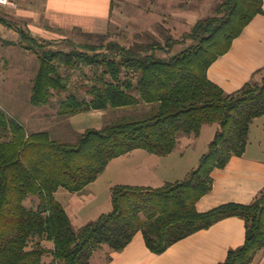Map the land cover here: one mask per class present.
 Returning <instances> with one entry per match:
<instances>
[{
  "label": "trees",
  "instance_id": "16d2710c",
  "mask_svg": "<svg viewBox=\"0 0 264 264\" xmlns=\"http://www.w3.org/2000/svg\"><path fill=\"white\" fill-rule=\"evenodd\" d=\"M216 11L184 34L182 44L185 39L191 43L176 53L171 52L180 40L170 34L162 41L145 33L126 45L98 33L100 43L86 46L90 51L45 47L35 36L23 34L31 41L27 48L41 61L30 98L33 106L47 105L54 91L72 88L78 92L62 100L61 116L141 103L158 106L141 119L88 128L75 142L55 139L48 130L29 132L18 118L0 119L7 136L0 140V264H95V251L107 245L121 252L138 231L148 248L161 254L232 216L245 220L246 239L218 264H251L264 250V188L251 203L197 209L199 199L213 187V170L245 153L254 120L264 116V69L256 72L263 73L261 82L254 74L232 93L208 75L210 66L264 13V0H223ZM8 21L0 16V22ZM207 123H218L220 130L186 178L158 187L114 185L112 210L75 228L56 198L59 189L82 192L111 160L135 149L168 155L177 147L179 133L198 135ZM30 197H39L37 207L26 205ZM42 240L52 242L53 248L43 246ZM48 254L53 256L49 263L44 261Z\"/></svg>",
  "mask_w": 264,
  "mask_h": 264
},
{
  "label": "rangeland",
  "instance_id": "374dc122",
  "mask_svg": "<svg viewBox=\"0 0 264 264\" xmlns=\"http://www.w3.org/2000/svg\"><path fill=\"white\" fill-rule=\"evenodd\" d=\"M222 1L113 0L114 11L108 29L100 34H106L107 41L116 40L126 45L132 44L136 40L140 41V38L145 37V33L153 34L162 41H165L166 36L170 34L176 40H180V43L176 44L171 52L176 53L183 49L187 43H191V40L185 39L186 44H182L184 34L190 31L199 19L217 15L216 8ZM16 2L17 7L7 4L0 5V16L9 20L8 22L11 24L6 25L0 22V119L9 122L13 118H18L28 131L48 130L55 139L75 142L80 132H74L72 127L68 128L62 123L64 116L59 114V109L62 100L72 91H78L74 88L66 91H54L49 104L40 107L32 105L30 98L33 83L40 69L41 61L36 52L27 48L31 41L23 37V34L35 36L44 43L45 47L50 46L68 51L73 48L90 51V48L86 46L100 43L98 33L72 29L71 31L63 30L65 32L62 34V31L48 28V22H45L44 19L36 23L33 18L21 14L20 12L24 10L23 4H21V0H16ZM160 54L165 55L161 51ZM77 76L76 72L73 79H77ZM262 79L263 73L255 78L258 82H261ZM157 106L158 103H141L112 109L105 115L106 118L107 115L111 118L107 124L144 118ZM253 124L249 153H259L264 156V117L256 118ZM219 130L218 123H207L202 126L198 135L178 134L177 146L179 152L183 151L185 157L180 158L177 151L174 154L175 165L179 167L175 175L184 179L191 170L198 167L201 156L209 150L210 143ZM4 134L0 130V140L7 139ZM138 152L148 153L143 150ZM143 154L136 155V158L142 157ZM116 162L118 165L114 171L104 172L99 180L90 186V189L87 188L77 195L72 194L73 197L68 198L67 202L62 199V191L67 192L68 190L60 189L56 194V198L67 206L77 230L97 220L103 213L112 210V190L108 186L116 180L117 183L122 181L121 176L126 174L122 170L127 165L124 157L119 158ZM159 183L160 181L157 185ZM92 194H95L98 201L94 200ZM38 204L39 197H30L26 200L28 207H37ZM33 242L31 245L34 244ZM41 243L43 246L53 248V243L50 241L42 240ZM106 247L108 246L106 245ZM52 260L51 254L44 257L45 262L49 263Z\"/></svg>",
  "mask_w": 264,
  "mask_h": 264
},
{
  "label": "crops",
  "instance_id": "0c3cea01",
  "mask_svg": "<svg viewBox=\"0 0 264 264\" xmlns=\"http://www.w3.org/2000/svg\"><path fill=\"white\" fill-rule=\"evenodd\" d=\"M21 4L24 9L21 14L33 18L36 23L44 19L49 26L44 25L62 31V34L65 32L63 30L72 29L89 33L104 32L108 29L114 11L113 0H21ZM260 69H264V13L257 15L234 40L230 51L210 66L208 75L226 92L232 93L242 88ZM260 74L257 73L256 77ZM112 109L116 108L80 112L64 117L62 123L80 133L92 127L102 128L110 122L111 118L105 115ZM254 124L251 126L250 138ZM250 142L249 139L243 155H234L225 167L213 170V187L197 202L199 211H207L229 202L251 203L264 188V156L249 153ZM139 150L147 151L135 149L110 161L104 172L114 171L119 158L124 157L127 162L123 170L120 167L126 173L121 176L122 181L117 183L116 180L109 184L110 190L117 184L157 187L183 179L175 175L179 167L175 165L174 154L177 151L180 158L185 157L183 151L179 152L178 146L168 155ZM140 153H144L143 156L136 158ZM101 175L85 189H90ZM158 181L160 183L157 185ZM80 193L62 191V199L67 202L68 198L73 197L72 194ZM92 195L98 201L95 194ZM245 239V220L232 216L177 241L161 254L153 253L146 244L143 232L138 231L123 251L115 252L108 246L105 250L95 251L91 261L95 264H218L227 258L231 248L241 246ZM109 255L111 259H108ZM251 264H264V250L256 255Z\"/></svg>",
  "mask_w": 264,
  "mask_h": 264
},
{
  "label": "built area",
  "instance_id": "2783aa9c",
  "mask_svg": "<svg viewBox=\"0 0 264 264\" xmlns=\"http://www.w3.org/2000/svg\"><path fill=\"white\" fill-rule=\"evenodd\" d=\"M1 4H7V5H11V6L17 7L16 0H0V5Z\"/></svg>",
  "mask_w": 264,
  "mask_h": 264
}]
</instances>
